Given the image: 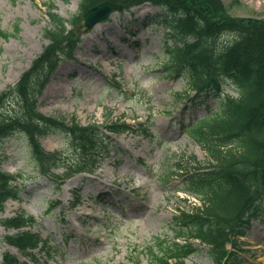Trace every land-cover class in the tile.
<instances>
[{
    "label": "rangeland",
    "instance_id": "obj_1",
    "mask_svg": "<svg viewBox=\"0 0 264 264\" xmlns=\"http://www.w3.org/2000/svg\"><path fill=\"white\" fill-rule=\"evenodd\" d=\"M79 2L0 0V30L8 34L0 35V94L18 80L48 43L44 36L49 24L47 4L70 19L80 14ZM224 3L233 16H264V0ZM161 12L144 4L115 12L95 28L85 30L75 58L58 67L39 103V110L46 115L77 116L84 125L100 127L107 120L126 121L139 132V123H146L152 115L149 127L156 135L154 141L139 132L104 129L112 145L99 169L94 174H75L59 186L41 175L24 135L3 142L2 166L20 175L17 184L22 183L23 188L21 200H9L0 219L26 211L37 218V224L27 229L42 238L51 237L58 248L54 259L47 261L41 253L37 264H130L129 259L158 264L149 249L159 255L158 238L172 241L175 236L171 222L178 209H190L201 202L184 191L186 175L210 167L204 149L186 136L176 121L184 96L175 93L187 89L186 79L158 78L152 70L156 58L149 56L151 51H160L164 28L152 26ZM125 38L140 41L142 47L135 50ZM122 62L138 71L119 74ZM222 88L224 93L237 94L230 81ZM42 144L51 151L69 145L66 136L57 132L43 137ZM53 171L61 173L63 169ZM57 202L61 204L55 208ZM8 233L0 224V264L5 250L17 253L2 242ZM72 233L74 236H69ZM241 241L242 264H264V219L253 220ZM208 251L201 245L188 264H213Z\"/></svg>",
    "mask_w": 264,
    "mask_h": 264
},
{
    "label": "trees",
    "instance_id": "obj_2",
    "mask_svg": "<svg viewBox=\"0 0 264 264\" xmlns=\"http://www.w3.org/2000/svg\"><path fill=\"white\" fill-rule=\"evenodd\" d=\"M103 1L122 5L124 10L149 2L162 10L155 19L165 28L162 54H156L154 70L160 78H186L194 94L185 92L187 101L176 121L205 150L210 166L185 176V191L200 197L201 204L174 215L175 240L158 238L160 254L153 255L150 248L152 259L158 264H172L171 260L188 264L186 259L199 249L193 240H200L209 247L213 264H242L239 238L251 220L264 219V17L232 16L223 0H80V14L70 19L49 4L50 23L44 30L48 44L0 94V212L10 198L20 199L22 190L16 176L2 168V145L7 138L23 134L41 174L57 184L76 173H95L112 144L99 125H82L76 116L46 115L38 108L59 65L74 58L82 41L83 13ZM0 35L8 37L2 30ZM226 81L234 86L236 96L223 92ZM140 126L142 134L155 140L149 127ZM105 128L116 133L133 130L112 120ZM53 132L66 136L68 148L49 151L43 147L42 137ZM60 167L63 173L53 171ZM178 167L183 169L181 163ZM0 223L7 230H17L3 240L30 260L38 261L34 250L47 258L57 253L52 242L22 230L36 224L32 215L23 211ZM2 255L3 264H26L9 251Z\"/></svg>",
    "mask_w": 264,
    "mask_h": 264
},
{
    "label": "water",
    "instance_id": "obj_3",
    "mask_svg": "<svg viewBox=\"0 0 264 264\" xmlns=\"http://www.w3.org/2000/svg\"><path fill=\"white\" fill-rule=\"evenodd\" d=\"M116 10H122V6L110 2H103L91 8L84 14L85 26L87 28L95 27L99 22L108 18V16Z\"/></svg>",
    "mask_w": 264,
    "mask_h": 264
},
{
    "label": "bare ground",
    "instance_id": "obj_4",
    "mask_svg": "<svg viewBox=\"0 0 264 264\" xmlns=\"http://www.w3.org/2000/svg\"><path fill=\"white\" fill-rule=\"evenodd\" d=\"M131 71H132V69L130 67H128L126 72H131Z\"/></svg>",
    "mask_w": 264,
    "mask_h": 264
}]
</instances>
